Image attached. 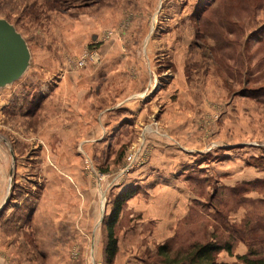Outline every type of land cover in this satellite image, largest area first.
<instances>
[{"label":"rangeland","instance_id":"374dc122","mask_svg":"<svg viewBox=\"0 0 264 264\" xmlns=\"http://www.w3.org/2000/svg\"><path fill=\"white\" fill-rule=\"evenodd\" d=\"M0 17L16 25L33 55L27 73L0 90V175L7 179L9 191L12 185L3 219L13 235L6 241L1 238L0 253L13 245V251L34 258L41 250L59 253L57 259L39 258L41 264H107L106 220L116 197L111 185L100 188L94 201L97 212H61L60 221L44 224L38 234L25 227L20 236L18 220L33 208L46 181L35 169L24 173L19 183L16 177L11 183L8 165L9 145L19 155L40 153L35 148L38 119L33 110L44 96L38 89L41 79L57 78L66 65L78 63L86 51L99 52L104 43L115 53L112 63H169L168 80L176 70L171 63H185L187 85L180 84L184 89L173 94L177 100L184 91L188 107L198 109L189 126L202 130L205 137L219 126L225 141L252 146L258 153L253 167L264 172V0H0ZM14 89L17 94L9 101ZM133 151L139 162L147 148L125 149L122 169ZM258 172L253 169V174ZM239 183L244 181L219 185L214 207L201 202L172 230L166 240L170 255L214 240L233 245L232 254L227 250L218 254L221 262L235 264L238 255L251 249L264 256V180L253 181L246 191L238 188ZM121 215L113 264H160L157 247L163 243L153 237L154 229L132 228L131 211L125 206ZM19 237H24L22 243H11Z\"/></svg>","mask_w":264,"mask_h":264},{"label":"crops","instance_id":"0c3cea01","mask_svg":"<svg viewBox=\"0 0 264 264\" xmlns=\"http://www.w3.org/2000/svg\"><path fill=\"white\" fill-rule=\"evenodd\" d=\"M98 49L85 66L66 65L57 78L38 83L44 96L33 110L38 119L33 134L40 153L29 157L15 149L14 178L19 183L24 173L36 169L46 186L35 199L31 219L19 218L16 233L21 236L26 227L36 235L44 224L60 221L61 212H97L94 201L100 188L111 185L115 196L138 188L125 205L131 211V227H151L157 243H164L214 185L264 176L251 164L258 154L252 146L225 141L219 126L206 137L189 126L199 111L188 107L184 91H179L177 100L173 94L184 89L180 84L187 85L185 63H171L176 70L168 80L169 63H112L115 53L107 43ZM15 92L10 91L9 101ZM137 146L147 148L145 156L124 172V151ZM50 147L57 148L56 153ZM8 150L11 168L10 145ZM253 169L259 172L253 174ZM10 194L7 179L0 175V207ZM4 216L0 217V240L6 241L13 235ZM23 238L11 243L20 244ZM8 248L0 253V264H41V259L60 258L57 252L41 250L39 259L13 251V245Z\"/></svg>","mask_w":264,"mask_h":264},{"label":"trees","instance_id":"16d2710c","mask_svg":"<svg viewBox=\"0 0 264 264\" xmlns=\"http://www.w3.org/2000/svg\"><path fill=\"white\" fill-rule=\"evenodd\" d=\"M198 6L195 12H199ZM253 162V161H252ZM251 164L253 165V163ZM262 179H255L251 181H244V183H239L238 188L244 189L246 191L252 186L253 181H261ZM255 183V182H254ZM213 191L205 195V201L203 202L206 206H215L214 200L220 196V187L214 185ZM249 192V190L247 191ZM138 193L137 187H130L122 191L119 195H117L114 199L112 211L106 220V229H107V237L105 243V256L107 264H113L117 253L119 251V239L116 234V226L119 221V217L123 212L124 206L127 201L133 198ZM245 195V194H244ZM15 199V198H13ZM19 199V198H17ZM16 199V200H17ZM201 204V203H200ZM33 209V208H32ZM32 209L28 210V213L25 217H20V219L26 221L28 218L32 217ZM6 209H3L0 212V217L4 215ZM170 242L166 241L165 243L159 245L157 247V254L160 260V264H229L225 262H221L218 260V254L222 250H227L232 254L233 245L230 242L221 243L219 241H207V242H196L192 244V247L185 251L182 254L170 255ZM239 262L235 264H264V256H262L257 251L253 249L249 250L246 254L238 255Z\"/></svg>","mask_w":264,"mask_h":264},{"label":"water","instance_id":"95a60500","mask_svg":"<svg viewBox=\"0 0 264 264\" xmlns=\"http://www.w3.org/2000/svg\"><path fill=\"white\" fill-rule=\"evenodd\" d=\"M32 51L28 40L7 18L0 17V90L21 79L32 65ZM11 183L14 181L15 152L11 147ZM12 190V185L10 191ZM9 202V195L0 207V212Z\"/></svg>","mask_w":264,"mask_h":264},{"label":"built area","instance_id":"2783aa9c","mask_svg":"<svg viewBox=\"0 0 264 264\" xmlns=\"http://www.w3.org/2000/svg\"><path fill=\"white\" fill-rule=\"evenodd\" d=\"M95 50L92 51H86L84 52L81 57L79 58L78 65L79 66H85L86 63H88L89 60H92L94 55H95ZM97 52V51H96ZM137 154L138 152L133 151L129 156H128V163L126 164L125 168L123 169L124 172L130 171L135 163L137 162Z\"/></svg>","mask_w":264,"mask_h":264}]
</instances>
